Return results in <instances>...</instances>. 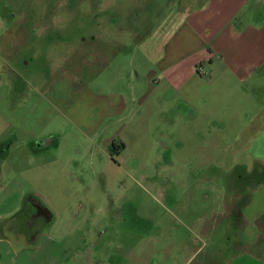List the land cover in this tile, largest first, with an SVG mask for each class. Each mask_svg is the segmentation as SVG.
<instances>
[{"label":"rangeland","instance_id":"rangeland-1","mask_svg":"<svg viewBox=\"0 0 264 264\" xmlns=\"http://www.w3.org/2000/svg\"><path fill=\"white\" fill-rule=\"evenodd\" d=\"M197 2L0 0V227L24 197L51 216L35 243L2 229L0 262L264 264V83L170 71Z\"/></svg>","mask_w":264,"mask_h":264},{"label":"crops","instance_id":"crops-1","mask_svg":"<svg viewBox=\"0 0 264 264\" xmlns=\"http://www.w3.org/2000/svg\"><path fill=\"white\" fill-rule=\"evenodd\" d=\"M199 1L200 0H198L194 8L184 10L183 12L181 11L183 15L182 31H185L187 33L186 37H188H184V44L191 49L190 53L181 54L183 48H180L181 46L179 43L176 44L173 50H176L178 53L176 56L174 55L172 59L173 61L176 60V62H174L175 64L172 67V64L168 61V64H170L168 66L172 67L170 71H174L177 66L182 63H188L191 65L190 77H192L194 75L192 67L194 69L196 65L199 64V68L205 67L208 69L206 76L211 79L213 83L217 80H221V82L227 81L230 85H233V90H235L233 92L237 95L234 96V99H238L242 97V95L240 96L239 94L240 92H238V90H240L239 85L251 83L261 86L264 83V16L259 17L255 23L248 22L244 19L243 13L250 6V3H255L256 0ZM260 1L264 3V0ZM252 10L254 14H256V8ZM0 14H3L0 15L2 17L8 13L2 12L1 10ZM15 16L14 14L13 17ZM167 58L171 57L169 56ZM168 76L169 74L165 77ZM198 79L200 81L202 80L201 77ZM48 91L50 92V90ZM262 106H264V98L258 105V107L261 108ZM236 110H238V107L234 108L232 112ZM259 110L261 111V109ZM260 111L256 113V117L253 119L255 123L259 122V118H256L261 113ZM235 115L237 114H234V121L230 123L231 127H229L228 122H226L225 125L228 129L242 131L243 127L239 128V126L243 125H238V123L235 122L239 120L238 116ZM38 129L39 128L32 131L34 140L31 143L35 151L47 149L49 143L53 141L51 137L42 136L41 130L39 131ZM35 203L39 204L36 201H30L24 197L20 206L17 207L13 213L15 214L17 212L15 215L18 217L23 216L25 221L16 222L13 225H6L2 228L0 227V231H2V229L8 232L10 231L11 235L19 240L22 239L26 243L29 241L35 243L34 239L29 238L32 221L31 212L34 210L32 205ZM230 206L233 207L232 205ZM230 209L225 210L226 212L229 211L231 215V210L233 208ZM236 215H240V212L237 211ZM20 226L23 228V232ZM247 234V238L255 240V236H250L249 232H247ZM4 238L5 237L2 236L0 242H3ZM203 249V245L196 248L192 256L197 258L199 254L203 253ZM217 255L215 257H217ZM239 258L234 255V257H227L226 260L229 264H237ZM0 259L3 261L6 259L4 253L0 254ZM214 259L205 256V260L201 264H211ZM246 260L249 261L251 258L246 256ZM1 263L2 261L0 264Z\"/></svg>","mask_w":264,"mask_h":264},{"label":"flooded vegetation","instance_id":"flooded-vegetation-1","mask_svg":"<svg viewBox=\"0 0 264 264\" xmlns=\"http://www.w3.org/2000/svg\"><path fill=\"white\" fill-rule=\"evenodd\" d=\"M115 148H118V146L115 145ZM32 207L34 208L31 216V225H30V231L33 225L37 223L41 224H47L50 214H48L46 207H43L41 204H33ZM23 217V216H22ZM51 221V220H49ZM36 234V233H35ZM37 235V234H36ZM32 236L31 239H35V236Z\"/></svg>","mask_w":264,"mask_h":264}]
</instances>
